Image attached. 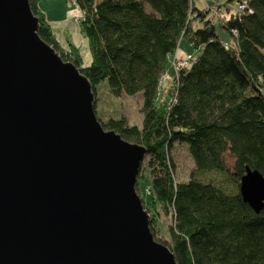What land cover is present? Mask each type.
<instances>
[{
  "label": "trees",
  "instance_id": "obj_1",
  "mask_svg": "<svg viewBox=\"0 0 264 264\" xmlns=\"http://www.w3.org/2000/svg\"><path fill=\"white\" fill-rule=\"evenodd\" d=\"M39 1L28 0L38 36L85 76L93 96L102 82L114 97L140 96V127L123 116L97 120L145 149L148 181L136 192L153 238L176 264H264V207L255 213L239 194L246 168L264 178V0H225L228 17H215L217 23L212 6L200 9L194 0H68L81 14L86 66L74 45L60 46ZM233 2L245 8L229 13ZM183 38L197 53L174 76L168 100L158 101L161 77ZM175 142L186 145L193 163L185 181L174 180ZM157 208L170 215L168 240L156 237Z\"/></svg>",
  "mask_w": 264,
  "mask_h": 264
},
{
  "label": "water",
  "instance_id": "obj_2",
  "mask_svg": "<svg viewBox=\"0 0 264 264\" xmlns=\"http://www.w3.org/2000/svg\"><path fill=\"white\" fill-rule=\"evenodd\" d=\"M0 0V264H176L135 190L143 146L105 130L88 80ZM239 194L258 213L264 178Z\"/></svg>",
  "mask_w": 264,
  "mask_h": 264
},
{
  "label": "rangeland",
  "instance_id": "obj_3",
  "mask_svg": "<svg viewBox=\"0 0 264 264\" xmlns=\"http://www.w3.org/2000/svg\"><path fill=\"white\" fill-rule=\"evenodd\" d=\"M194 3L200 9L208 5L212 6V14H210L214 16L212 19L213 22L217 23L216 18H218L219 16L228 17V13H224V11L226 10L223 9L225 0H194ZM215 4H217V9L213 8ZM38 6L44 13V17L47 23H50L52 26H58L59 24L63 23V27L56 29L57 32H55V38L59 42L60 46L66 48L67 42L74 45L78 49L82 64L83 61H87L89 57L91 58L87 39L80 32V28L78 25L81 14L72 5V2L68 0H40ZM230 7L232 8V10L229 13H236L239 9V4L233 2L232 4H230ZM218 10H220L221 12H218ZM216 33L218 34V36L222 37L228 42L225 32L222 31L218 27V25L216 27ZM181 47H183V49L187 50V52L189 53H184L182 55L180 50ZM196 53L197 51L192 48L191 44L186 39L183 38L179 41L178 48L175 53L169 58L166 70L161 77L158 101H161L163 99L168 100V98L170 97V89L173 85V78L181 69V61H183L187 57H194ZM262 53L264 54V49H262ZM87 55L88 58L86 59ZM188 64L189 61L183 66L187 68ZM139 108V95H121L119 97H114L108 92L105 82L99 83L96 86V93L93 96V109L95 110L94 113L96 115V118H98L100 121L105 122L109 118L116 119L123 116L126 118L129 125L140 127L142 117ZM169 156L174 165V180L177 182L187 180L189 172L193 167V163L187 152L186 145L175 142L170 149ZM145 160L146 159L143 158L141 162V167L143 168L141 173L142 178H140L138 185L135 184V190L136 186H138V188L140 187L141 189L144 188L145 183L148 181V175L145 169ZM229 164L231 163L229 162ZM206 177H218V180L222 181L220 179L222 177L218 176L217 174H208ZM222 185L227 186L228 183L222 181ZM145 193H147L145 192V190L140 191V195L142 196H144ZM157 210L158 230L156 233V237L160 240H168L167 227L171 223L170 215H164L158 208ZM147 214L149 216V212H147Z\"/></svg>",
  "mask_w": 264,
  "mask_h": 264
},
{
  "label": "crops",
  "instance_id": "obj_4",
  "mask_svg": "<svg viewBox=\"0 0 264 264\" xmlns=\"http://www.w3.org/2000/svg\"><path fill=\"white\" fill-rule=\"evenodd\" d=\"M49 24V26H50V28H51V30L53 31V33H54V35H55V32H57V30L56 29H58V28H61V27H63V23L62 24H59L58 26H55V25H51L50 23H48ZM180 47V46H179ZM181 54L183 55L184 53H186V54H188L189 52H187V50H185V49H183V47H181ZM88 58V55H87V57H86V59ZM85 59V60H86ZM90 61H91V58L89 57L88 59H87V61H83V66H86V65H88L89 63H90Z\"/></svg>",
  "mask_w": 264,
  "mask_h": 264
},
{
  "label": "built area",
  "instance_id": "obj_5",
  "mask_svg": "<svg viewBox=\"0 0 264 264\" xmlns=\"http://www.w3.org/2000/svg\"><path fill=\"white\" fill-rule=\"evenodd\" d=\"M72 5L77 9V7L72 3ZM245 8V4L244 2L242 4L239 5V9L238 11L240 12L241 10H243ZM78 11V9H77ZM190 60V57H187L186 59H184L183 61H181V68L184 67V64H187V62ZM180 64V63H179Z\"/></svg>",
  "mask_w": 264,
  "mask_h": 264
}]
</instances>
